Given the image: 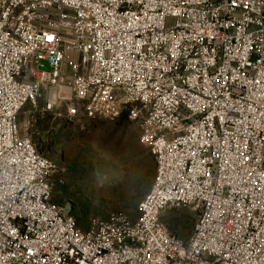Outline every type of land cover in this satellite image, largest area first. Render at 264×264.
<instances>
[{
  "label": "built area",
  "instance_id": "built-area-1",
  "mask_svg": "<svg viewBox=\"0 0 264 264\" xmlns=\"http://www.w3.org/2000/svg\"><path fill=\"white\" fill-rule=\"evenodd\" d=\"M41 100L139 122L156 175L138 219L83 231L53 202L18 124ZM180 206L187 240L160 219ZM0 264H264V0H0Z\"/></svg>",
  "mask_w": 264,
  "mask_h": 264
},
{
  "label": "rangeland",
  "instance_id": "rangeland-1",
  "mask_svg": "<svg viewBox=\"0 0 264 264\" xmlns=\"http://www.w3.org/2000/svg\"><path fill=\"white\" fill-rule=\"evenodd\" d=\"M42 100L28 103L19 115L22 136L54 165L53 202L73 215L86 231L91 220L111 215L139 218V204L150 191L156 161L140 142V124L126 114L84 122L66 120L67 103L44 113ZM160 219L175 239L193 233L197 212L187 207L163 211Z\"/></svg>",
  "mask_w": 264,
  "mask_h": 264
},
{
  "label": "water",
  "instance_id": "water-1",
  "mask_svg": "<svg viewBox=\"0 0 264 264\" xmlns=\"http://www.w3.org/2000/svg\"><path fill=\"white\" fill-rule=\"evenodd\" d=\"M46 69H47V70H50V68H49L48 66L46 67Z\"/></svg>",
  "mask_w": 264,
  "mask_h": 264
},
{
  "label": "snow or ice",
  "instance_id": "snow-or-ice-1",
  "mask_svg": "<svg viewBox=\"0 0 264 264\" xmlns=\"http://www.w3.org/2000/svg\"><path fill=\"white\" fill-rule=\"evenodd\" d=\"M49 39H51V37H49Z\"/></svg>",
  "mask_w": 264,
  "mask_h": 264
}]
</instances>
